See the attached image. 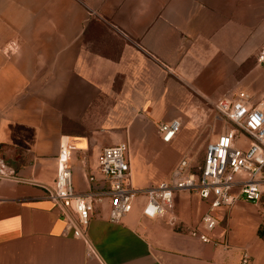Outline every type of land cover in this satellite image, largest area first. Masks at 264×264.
Wrapping results in <instances>:
<instances>
[{
    "label": "crops",
    "instance_id": "1",
    "mask_svg": "<svg viewBox=\"0 0 264 264\" xmlns=\"http://www.w3.org/2000/svg\"><path fill=\"white\" fill-rule=\"evenodd\" d=\"M263 43L264 0H0V264H238L244 253L264 264V186L258 203L222 208L212 236L227 248L191 236L208 209L195 193H176L156 219L143 216L146 198H137L117 224L101 197L86 240L47 198L62 142L77 149L75 193H102L100 138L114 126H153L161 143V122L207 126L202 100L220 97L225 67ZM240 79L234 71L229 81ZM252 85L263 95V83ZM177 139L165 145L175 156ZM150 155L154 164L165 157L158 144ZM137 162L149 184L178 163L163 177L149 174L144 157Z\"/></svg>",
    "mask_w": 264,
    "mask_h": 264
},
{
    "label": "built area",
    "instance_id": "2",
    "mask_svg": "<svg viewBox=\"0 0 264 264\" xmlns=\"http://www.w3.org/2000/svg\"><path fill=\"white\" fill-rule=\"evenodd\" d=\"M7 51L11 50L7 48ZM256 62L264 69V43L256 53ZM217 115L230 127L209 141L200 164L183 155L169 178L145 189H134L131 183L129 148L125 143L103 148L97 156L99 175L106 182L102 193L76 194L73 188L70 161L77 151L73 142H62L57 155L56 176L47 198L61 209L67 230L74 238L86 240L85 231L101 197L110 202L108 220L117 224L131 212L135 200L144 196L142 214L146 218L163 217L179 192L195 193L208 201L191 236L202 243L224 248L227 242L217 241L212 234L220 225V209L230 208L239 200L258 203L264 186V102H256L244 92L221 98L214 104ZM181 122L173 119L155 126L156 135L164 145L171 144L180 131ZM95 181V177H89ZM235 191V192H234ZM90 254V252H89ZM238 264H253L244 253Z\"/></svg>",
    "mask_w": 264,
    "mask_h": 264
},
{
    "label": "rangeland",
    "instance_id": "3",
    "mask_svg": "<svg viewBox=\"0 0 264 264\" xmlns=\"http://www.w3.org/2000/svg\"><path fill=\"white\" fill-rule=\"evenodd\" d=\"M242 56V61L240 66L237 68L225 67V73L227 74V82L224 89L223 95L230 98L232 95H236L239 92H244L250 96L256 102H264V93L261 95L257 92L256 88L248 87L250 82L254 84H264V79L261 78V67L257 65L256 62V50L251 52H240ZM235 71L236 78L241 77L239 82H230L233 79V73ZM251 76L255 77L250 79ZM257 79V80H256ZM230 80V81H229ZM214 100H202L209 108V124L207 126H180V131L178 133L177 141L183 142V149L180 151L178 156L173 154V150L169 146L162 145L158 139L155 137L153 126H114L113 135H105L100 138L102 146L110 147L118 145L119 143H125L129 148V159L130 163L133 162L134 177L132 180V187L134 189H145L152 183H148L146 178V173L141 172V164L139 161L142 157L145 158L147 167L149 168V174H154L162 172V176L165 175L172 166L180 160L183 155H189L191 161L194 164H200L204 156V150L209 141L216 139L217 135L222 133L227 127H230L228 123L217 118V113L214 109V104L217 100L223 96ZM224 98V97H223ZM128 131V132H127ZM129 139V143L126 141ZM117 142V143H116ZM158 144L159 147L163 149L164 158L161 162L154 164V159L151 158L150 152L154 149V145ZM131 146V147H130ZM136 173L139 175L136 177ZM141 175V176H140ZM144 175V176H143ZM164 177V176H163ZM138 179V180H137ZM160 180V179H159ZM159 183V182H158ZM235 192V191H234ZM138 198H145L140 196ZM220 209V213L222 212Z\"/></svg>",
    "mask_w": 264,
    "mask_h": 264
},
{
    "label": "trees",
    "instance_id": "4",
    "mask_svg": "<svg viewBox=\"0 0 264 264\" xmlns=\"http://www.w3.org/2000/svg\"><path fill=\"white\" fill-rule=\"evenodd\" d=\"M260 236L264 239V234H262V232H260Z\"/></svg>",
    "mask_w": 264,
    "mask_h": 264
}]
</instances>
